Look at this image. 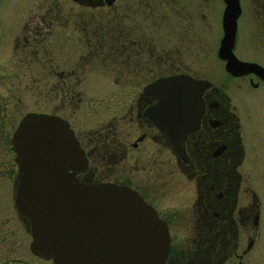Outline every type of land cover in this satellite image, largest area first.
Here are the masks:
<instances>
[{
  "label": "flooded vegetation",
  "instance_id": "1",
  "mask_svg": "<svg viewBox=\"0 0 264 264\" xmlns=\"http://www.w3.org/2000/svg\"><path fill=\"white\" fill-rule=\"evenodd\" d=\"M68 1L90 22L69 25L77 35L70 42L81 48L78 63H56L51 47L61 10L53 0L29 9L34 14L14 42L25 63L41 65L39 79L59 78L67 86L61 90L71 94L68 80L92 73L88 65L111 64L117 79L148 80L143 88L127 90L126 115L84 138L62 118L88 161L79 180L139 194L167 225L165 264H264V78L227 70L219 51L225 77L197 74V60H187L181 50L200 45L193 3L185 13L184 0H144V12L137 6L143 0ZM204 31L209 34L210 24ZM7 47L8 40L0 42V51ZM180 76L211 84L202 93L198 120L192 115L189 125L183 112L171 121L161 100L144 92L157 80ZM60 88L53 83L50 90ZM121 122L127 127H119ZM168 123H177L175 133L166 130Z\"/></svg>",
  "mask_w": 264,
  "mask_h": 264
},
{
  "label": "water",
  "instance_id": "2",
  "mask_svg": "<svg viewBox=\"0 0 264 264\" xmlns=\"http://www.w3.org/2000/svg\"><path fill=\"white\" fill-rule=\"evenodd\" d=\"M224 2L220 58L229 71L264 78L262 66L235 56L240 0ZM210 86L180 76L157 80L144 92L161 100L159 107L169 112L171 121L183 112L187 123L192 115L198 120L202 93ZM177 127L168 123L166 130L173 134ZM12 143L19 174L15 206L30 223L34 255L54 264H165L170 250L166 223L127 187L79 180L77 174L87 171L88 161L64 120L27 114Z\"/></svg>",
  "mask_w": 264,
  "mask_h": 264
},
{
  "label": "rangeland",
  "instance_id": "3",
  "mask_svg": "<svg viewBox=\"0 0 264 264\" xmlns=\"http://www.w3.org/2000/svg\"><path fill=\"white\" fill-rule=\"evenodd\" d=\"M41 1L46 7L55 1L61 10L56 17V42L51 47L57 65L78 63L81 48L70 42L72 36L77 35L69 25L89 22L83 20L87 15L68 0ZM144 2L137 5L143 12ZM40 3V0H0V42L8 40V47L0 51V264H54L51 259L31 253L30 223L19 215L15 206L19 174L12 140L22 119L30 113L55 115L68 120L78 136L84 138L87 133L113 125L126 115L125 107L130 102L127 90L143 88L148 82L145 79H117L111 64L88 65L86 72L92 73H86L81 79L68 80L73 86L71 94L61 90L67 86H62L59 78L39 79L41 65L25 63L20 49L15 50L14 42L20 36V26L28 23L34 14L29 9L42 7ZM192 3L200 45H185L181 50L187 60H197L198 75L212 74L215 80L221 81L225 73L217 56L223 37L225 4L223 0H184L185 13L191 11L189 5ZM240 6L234 50L241 59L264 65V0H240ZM205 13L207 20H204ZM36 17L41 19V15ZM205 24H210L209 34L204 31ZM185 33L193 39L194 33L188 23H185ZM53 83L61 88L51 91ZM71 99L73 105L69 103ZM119 127H127V123L121 122Z\"/></svg>",
  "mask_w": 264,
  "mask_h": 264
}]
</instances>
